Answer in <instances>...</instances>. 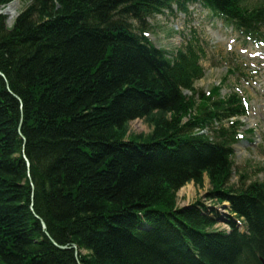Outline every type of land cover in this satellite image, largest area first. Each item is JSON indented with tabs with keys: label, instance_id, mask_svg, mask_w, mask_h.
Returning <instances> with one entry per match:
<instances>
[{
	"label": "trees",
	"instance_id": "obj_1",
	"mask_svg": "<svg viewBox=\"0 0 264 264\" xmlns=\"http://www.w3.org/2000/svg\"><path fill=\"white\" fill-rule=\"evenodd\" d=\"M208 1L239 18L234 0ZM117 5L123 19L149 12L136 0H35L11 29L0 17V264H260L264 184H252L251 196L244 188L221 192L228 153L193 131L209 118L192 119L177 91L197 73L194 53L164 60L125 20L113 21ZM156 66L172 74L164 86ZM216 107L210 122L227 110ZM165 111L180 118L168 123ZM21 114L34 191L14 136ZM185 116L191 120L182 125ZM138 117L158 133L124 142L126 124ZM176 136L188 139L175 143ZM204 172L210 197L228 200L248 222L239 258L236 229L210 231L215 217L189 208L173 221L159 218L174 209V191L190 178L200 186Z\"/></svg>",
	"mask_w": 264,
	"mask_h": 264
},
{
	"label": "rangeland",
	"instance_id": "obj_2",
	"mask_svg": "<svg viewBox=\"0 0 264 264\" xmlns=\"http://www.w3.org/2000/svg\"><path fill=\"white\" fill-rule=\"evenodd\" d=\"M31 2L32 0H18L17 14L25 10ZM8 4H10V2ZM122 9L117 12L120 13ZM189 13H191V16L186 19L184 18L185 15H183L182 11H178L176 7H173L170 11L165 10L162 15H154L151 18L153 26L150 27L148 25V28L146 27V29L150 32L149 36L153 37V43L156 47L163 51L169 53L176 50L181 51L188 42H190V44H195L198 46V48L196 47L195 49L202 51L199 64L202 65L204 74L200 75L201 78L192 84L194 90V92H192L193 94L186 92L188 103L191 105L189 113L192 119H199L202 114H208V109L205 111L202 110L205 106L202 104V100L204 99L199 100L203 92H208L213 87L217 88L219 85L222 87V90H220L221 97H226L227 95L234 93L233 89H240V94L243 89L247 90L246 93L242 92L243 96L248 97V101L253 107V110L257 111V108H259L261 111H259L260 113L257 115L254 112H251L252 110L248 111L247 114L250 115H247L242 119L248 127L254 128V132L250 135L245 132L247 129L241 128L238 130L239 133H243V135L246 136V139L248 138L250 141L247 143L239 141V143L233 146L234 166L229 184L234 186L237 185L238 189L243 188L239 184V181L242 179H246L247 184L257 181L261 182L264 180V114L262 112V108L264 107V66L260 67L261 72L257 77L250 79L249 81L242 78L247 75V67L250 65L248 53L254 52V50H248L242 56L237 54L238 52L232 50L230 51V55L226 54L223 47L227 50L228 45L232 48H235L236 46L239 47L240 38L238 37V34L236 32L231 33V28H226L222 20L212 18L203 8L198 6L189 7L188 14ZM199 19H201V21ZM123 20H125L126 25L131 27L132 30H138V21L135 20L133 16H130V18L126 16ZM232 60L236 62L237 69L239 70L232 68L236 71L232 75H228L227 71L230 69L229 66L232 65ZM223 61H226V63H222ZM238 71H240L242 77H235V74ZM246 82L248 85H246ZM213 96L214 95H212V97ZM206 103H208V101ZM20 109H22L21 106ZM178 118H180L179 115L169 114L164 118V121L173 123L174 120H178ZM186 119L187 118L182 117L180 122L182 121V123H186ZM211 122L208 120L206 124H203V128H199L200 131H206V133L211 136L210 129H218L219 127V124L216 123L217 121ZM225 125L227 126V124H223L226 128ZM199 129H193V131L196 132L199 131ZM155 133H158L155 126L150 124V122L148 123L147 120L138 117L129 120L126 124L124 142L128 143L133 139L134 141L144 143L153 137ZM152 142L160 143L161 140H152L151 143ZM22 158L23 160L28 161L24 155ZM27 183L31 190L34 191L35 187L31 177L28 178ZM179 189L180 191L177 194L176 205L189 206L202 202L208 209L207 212L205 210L200 212L208 213V215H210V210L216 208V210H218L217 214L219 215V219L217 220H225V210L220 207L216 198L210 197L212 196V194H210L212 192V186L209 178L207 179V177H204L200 186L196 183H188L183 188L180 187ZM192 208L195 209L194 207ZM218 224L220 227L223 225L222 222ZM42 225L41 221V226ZM45 228V226H42L43 230H45ZM58 248L61 250L66 249V247L61 246H58ZM72 249L75 250V255L78 257L79 251L77 250V247L73 246ZM80 253L84 254L82 251Z\"/></svg>",
	"mask_w": 264,
	"mask_h": 264
},
{
	"label": "bare ground",
	"instance_id": "obj_3",
	"mask_svg": "<svg viewBox=\"0 0 264 264\" xmlns=\"http://www.w3.org/2000/svg\"><path fill=\"white\" fill-rule=\"evenodd\" d=\"M10 1H11L10 4H8L9 2H7L5 4L0 5V17L2 18L3 24L5 26L4 28L6 30L11 29L13 27L15 21L17 20V18L20 17L23 13H25L27 11H31L30 10V9H32L31 6L33 5L35 0H32V2L25 8V10H23L19 14H17V12H16L17 5H18V0H10ZM136 1H138L141 6H144L146 8V10H148L149 12L142 13L140 18H139V20H137L138 24H139L138 30H132L131 27H129V29H130V31L132 33H136V34H138V36H140V37H142L144 39L143 44L148 45L149 48H152L155 52H158V53L162 54L164 60H166V61L169 60V58L164 55L165 52L162 49L156 47V45L153 43V37L149 36L150 32L146 29V27L148 28V25L150 27L153 26V23L151 22V18L154 15H158V14L162 15V14H164L165 10L166 11H170V10H172L173 7L181 8V7H185V6H188V7L198 6L200 8H203L204 4H206L205 8L209 9V8L213 7V4H214L213 1H208V0H207V3L205 2L206 0H145L144 2L142 0H136ZM52 4H55V2H53ZM151 4L154 5V6H158V8H156V9L155 8H151L152 7ZM122 6L123 5H121L119 7V5H117V8L111 13L113 21H119V20L123 19V14H120V13L117 12L118 10H120V8H122ZM58 9H59V6H56L55 10L57 11ZM182 13H183V15H185L184 18L187 19L188 17L191 16L192 11L189 14H188V12H182ZM216 13L217 14L218 13L226 14L225 10H223V11L222 10H218V12H216ZM263 13H264V9L262 8V9L259 10V14H263ZM209 15H212V14H209ZM134 19L136 20V18H134ZM199 20L201 21V19H199ZM95 24L99 25V26H103L104 25V24H102V22L97 21V20H96ZM256 24H257V26L263 28V31H260V32L264 35V21H261L260 19H258L256 21ZM253 42L254 41H251L250 44H253ZM246 44H247V41L240 40L239 41V47L236 46L235 48H229V50L230 51L232 50L234 52H238L237 54L242 56L244 53H246L248 51L247 50L248 47L245 46ZM228 46H230V45H228ZM191 47H192V44L190 46V42H188L183 48L186 49V51L189 52ZM223 50H225L226 54L230 55V52H226L227 49H225L224 47H223ZM253 53H255V52H253ZM172 54H176L178 56L179 54H183V52H181L179 50H176V51H172ZM260 54H264V51L260 52ZM171 59H173V57ZM174 61L175 60H172V64H171V70L172 71L175 70ZM222 63H226V61H223ZM231 63H232V65L229 66L230 67L229 71L231 73H233L236 70L233 71L232 68L237 69V64H236V62L234 60H232ZM186 65L189 67V63H186ZM156 68H157V72H158V75L156 76V79L158 81H160L162 83V85L164 86L172 78V74L169 73V72H166V73H169V74H166V75H165V73L164 74H160L161 71H160L159 67L156 66ZM201 69H203V68H201ZM11 75L14 76L13 73H11ZM149 75H152V72H150ZM159 76L161 78H159ZM0 77H2L4 79V75H3V73L1 71H0ZM164 78H166V80H164ZM199 78H201V77L197 73L192 74V76L189 75L187 78L184 79L185 82H189V84H190V85H188L189 87L184 88L183 85L182 86L180 85V86L177 87L178 93L181 94V96L185 99V101L188 102V99L186 97L187 96L186 92H189L190 94H193L192 92H194V90H193L192 84H194ZM160 79H163L162 81H165V82H162ZM246 79L249 81L251 79V77L246 75ZM242 92L246 93L247 90L243 89L241 91V96H243ZM219 95H221V91H220ZM13 96L16 99H18L17 96H15V95H13ZM229 96L238 97V98L240 97L239 96V92H236V91H234V93H232V94H229ZM205 97H208V95H207L206 92H203L201 94L199 100H202ZM185 104L186 103L184 102V100L182 98H180V103H179L178 106L185 105ZM214 105L215 106H213V107H211L210 109L207 110L208 114H211L213 116H215L214 111L217 110V109H220L219 107H216V106L217 105H222V102L219 103V104L214 103ZM206 109H207V107L204 106L202 110L205 111ZM169 114H170L169 112L165 111L163 119L165 117H167ZM208 114L207 113L206 114H202L201 118H203L205 116V117H208L209 120H211V117ZM189 115H190V113H189ZM183 118H187V119H186V123H182V125L188 124L190 122V120H191L187 116H185ZM229 122H230V113L226 110V112H224V114H223V123L224 124L226 123L227 126L226 125L225 126L229 127L230 126ZM23 123H24V119H23V116L21 114L18 123H16V125H14V128H15L14 136L19 137L20 140L22 141L23 145H22V148H21V151H22L21 154H22V156L23 155L25 156L26 138L24 137V126H23ZM168 135H170V134H168ZM187 139H188L187 136H186V139H184L183 136H176V137H174V142L181 144V143H184ZM207 139H209V138H207ZM132 141H134V140L132 139ZM135 143L136 144L137 143L140 144L139 142H135ZM24 165H25V169H26V172H27V176H28V178H30L31 177V173H30V167L31 166H30L29 161L24 160ZM202 175H203L202 176L203 178L207 177V173L206 172L202 173ZM228 176H229V178H231L232 172H230L228 174ZM188 183L195 184V180L193 178H190L187 182H185L183 184L182 188L185 185H187ZM239 184L245 189V193H246L247 196H251L252 195V193L250 192L251 190L249 189L250 191H248V188H250L252 186L251 182L249 184H247L246 183V179H242L241 181H239ZM216 190H218V189H216ZM179 191H180V189H176L174 191V194L176 196V202H177V194H178ZM228 191L230 193L233 192V191L230 190V188L228 186H223L222 189H221V192H225L226 193ZM228 196H231V195H228ZM231 197H234V196H231ZM192 207H194L198 211L205 210L207 212V209H208L207 206L205 204H203L202 202L201 203L198 202L197 204H192V205H189V206H178V204H177V205H175V209H173L169 213H163V216H161L159 218L166 219L167 221H173V220L176 219L178 214L181 213L180 211H184V210H187V209L192 208ZM220 207L223 208V210L232 209V205H231V203L228 200L223 202V203H221ZM233 208H234V205H233ZM210 211L209 212L211 213V215H208V213H203L202 215L211 218V217H213V214L217 213L218 210H216V208H215V209L210 210ZM42 224L45 226V224L43 222H42ZM240 224L241 225H240L239 228H235L236 229L235 235L238 237L237 244H238L239 248H237V251H236L237 253L234 254V258H239V256L242 255L247 250L248 243L250 242V240L248 239L249 236H250L248 222L245 220L244 217H242V220L240 221ZM231 230H232V228H230V232H231ZM210 231L217 232V233H222V234H225V235L230 233V232L229 233L228 232H222V231H220V230H218L216 228H210ZM250 247L253 248L254 250L257 249L253 245H250ZM238 254H240V255H238ZM250 257H248V258H250Z\"/></svg>",
	"mask_w": 264,
	"mask_h": 264
},
{
	"label": "water",
	"instance_id": "obj_4",
	"mask_svg": "<svg viewBox=\"0 0 264 264\" xmlns=\"http://www.w3.org/2000/svg\"><path fill=\"white\" fill-rule=\"evenodd\" d=\"M44 227V225H42Z\"/></svg>",
	"mask_w": 264,
	"mask_h": 264
}]
</instances>
